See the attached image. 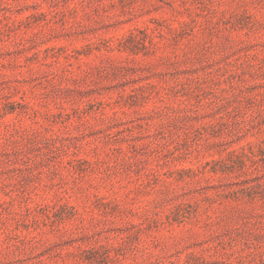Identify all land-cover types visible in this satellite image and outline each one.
Wrapping results in <instances>:
<instances>
[{"label": "rangeland", "instance_id": "374dc122", "mask_svg": "<svg viewBox=\"0 0 264 264\" xmlns=\"http://www.w3.org/2000/svg\"><path fill=\"white\" fill-rule=\"evenodd\" d=\"M0 264H264V0H0Z\"/></svg>", "mask_w": 264, "mask_h": 264}]
</instances>
